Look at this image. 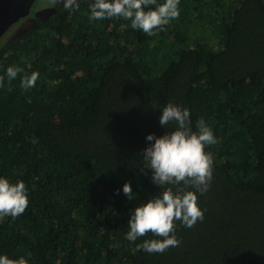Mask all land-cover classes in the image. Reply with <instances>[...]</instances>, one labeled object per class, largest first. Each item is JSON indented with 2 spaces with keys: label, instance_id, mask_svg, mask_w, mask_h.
Instances as JSON below:
<instances>
[{
  "label": "trees",
  "instance_id": "16d2710c",
  "mask_svg": "<svg viewBox=\"0 0 264 264\" xmlns=\"http://www.w3.org/2000/svg\"><path fill=\"white\" fill-rule=\"evenodd\" d=\"M57 4L0 44V177L29 205L0 220V255L28 264H264V0H180L156 36L122 18L89 20ZM164 0H157V4ZM155 7V6H151ZM121 24H128L121 29ZM24 72L10 84L6 69ZM38 72L35 87L21 77ZM168 103L203 118L218 143L198 195L203 222H177L179 247L137 250L128 220L161 188L141 172ZM131 183L133 199L123 193ZM119 190V194H117ZM194 190V189H190Z\"/></svg>",
  "mask_w": 264,
  "mask_h": 264
},
{
  "label": "clouds",
  "instance_id": "9594fccd",
  "mask_svg": "<svg viewBox=\"0 0 264 264\" xmlns=\"http://www.w3.org/2000/svg\"><path fill=\"white\" fill-rule=\"evenodd\" d=\"M62 4L65 10L78 11L80 0H48L49 7ZM180 0H91L89 20L122 18L130 21L134 30H140L148 36H156L172 20L180 16ZM151 6H155L154 8ZM128 24H121L126 29ZM24 70L16 65L6 69L9 84ZM38 72L21 77V87H35ZM5 76H0V88H3ZM160 125L176 127L162 136L149 134L146 140L152 142L143 150L141 172L147 175L151 170L152 182L161 188L142 206L131 212L128 220L129 231L126 239L131 242L149 233L160 239L144 240L137 245V250L148 254H163L170 248L179 247L181 240L176 236L177 222L186 228H193L203 222L204 211L198 205V195L205 194L213 180L214 156L206 152V146L218 143L213 130L203 118L196 121V131L192 128L189 109L168 103L163 107ZM194 189V190H190ZM123 193L133 199L131 183H125ZM119 194V190H117ZM29 205L28 189L23 181L15 183L0 177V220L4 217L16 218L22 215ZM0 264H28L21 256L10 259L0 255Z\"/></svg>",
  "mask_w": 264,
  "mask_h": 264
},
{
  "label": "water",
  "instance_id": "95a60500",
  "mask_svg": "<svg viewBox=\"0 0 264 264\" xmlns=\"http://www.w3.org/2000/svg\"><path fill=\"white\" fill-rule=\"evenodd\" d=\"M34 0H0V37L19 19H23Z\"/></svg>",
  "mask_w": 264,
  "mask_h": 264
},
{
  "label": "flooded vegetation",
  "instance_id": "af4514ba",
  "mask_svg": "<svg viewBox=\"0 0 264 264\" xmlns=\"http://www.w3.org/2000/svg\"><path fill=\"white\" fill-rule=\"evenodd\" d=\"M80 1H88V0H80ZM43 5L44 6H41V8L40 9H36L35 11H34V13H35V15L33 16V15H31V16H29V17H31V21H30V18H28L27 16H28V14L24 17V19H28V20H24L23 21V24H21V28L23 27V25L25 24V23H27V24H29L30 25V27H28L27 28V26L26 27H23L21 30H19V32H14L15 30H17V26H19V25H17V26H15V28H13V31L8 35V37H7V41H5V42H14V41H16L18 38H20L24 33H26L27 31H29L31 28H33L34 26H35V20L36 19H38L39 21H42V20H45L52 12H54V7H49L48 6V4L47 3H43ZM20 20V19H19ZM18 20V21H19ZM15 25V23L13 24V25H11V26H14ZM10 26V27H11ZM9 27V28H10ZM8 28V29H9ZM7 29V30H8ZM15 29V30H14ZM6 30V31H7ZM5 31V32H6ZM4 32V33H5ZM3 33V34H4ZM3 34H2V36H3ZM17 34V36H15ZM1 36V37H2ZM0 37V38H1ZM11 37V39H9ZM5 42H3V43H5Z\"/></svg>",
  "mask_w": 264,
  "mask_h": 264
},
{
  "label": "rangeland",
  "instance_id": "374dc122",
  "mask_svg": "<svg viewBox=\"0 0 264 264\" xmlns=\"http://www.w3.org/2000/svg\"><path fill=\"white\" fill-rule=\"evenodd\" d=\"M43 3H47L48 4V0H34L33 1V3L31 4V6H30V8H29V11H28V18H30V21H31V17H29V16H31V15H35V13H34V11L36 10V9H40L41 8V6H44L43 5ZM24 20H28V19H20L19 21H17L16 23H15V25L14 26H11L4 34H3V36L0 38V44H2L3 42H5V41H7V37H8V35L13 31V28H15V26H17V25H19V26H17L16 28H17V30H15L14 32H19V30H21L23 27H26L27 26V28L28 27H30V25L29 24H27V23H25L24 25H23V27L21 28V24H23V21ZM15 36H17V34L15 35ZM9 39H11V37L9 38Z\"/></svg>",
  "mask_w": 264,
  "mask_h": 264
}]
</instances>
